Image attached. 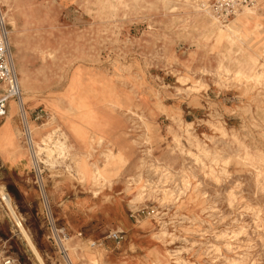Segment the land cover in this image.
I'll use <instances>...</instances> for the list:
<instances>
[{"label":"rangeland","instance_id":"374dc122","mask_svg":"<svg viewBox=\"0 0 264 264\" xmlns=\"http://www.w3.org/2000/svg\"><path fill=\"white\" fill-rule=\"evenodd\" d=\"M0 1L22 91L0 117L1 252L264 264V0L227 19L213 0Z\"/></svg>","mask_w":264,"mask_h":264},{"label":"built area","instance_id":"2783aa9c","mask_svg":"<svg viewBox=\"0 0 264 264\" xmlns=\"http://www.w3.org/2000/svg\"><path fill=\"white\" fill-rule=\"evenodd\" d=\"M252 0H213L212 9L219 18L227 19L244 7ZM10 30L7 20V12L0 1V117H6L10 101L22 100V91L16 74L10 49ZM111 237L118 240L121 235L113 232ZM0 264H18L17 261L0 251Z\"/></svg>","mask_w":264,"mask_h":264},{"label":"bare ground","instance_id":"6f19581e","mask_svg":"<svg viewBox=\"0 0 264 264\" xmlns=\"http://www.w3.org/2000/svg\"><path fill=\"white\" fill-rule=\"evenodd\" d=\"M20 105H22V102H20ZM1 195H2V198H3L2 200L5 201V203L7 204L8 208H9V210L11 212V214L13 215L14 219L16 220V222H17L16 224L18 225V227L20 228V230L23 232L24 236L27 237L26 239H27V241H29L28 243L32 246L33 251L40 258L39 253L36 251V249L34 248L33 244L31 243L30 238H29V236L27 234V231H26V229H25L22 221L18 217V215H17V213H16V211H15L13 205H12L10 196L7 193L3 192V191L1 192Z\"/></svg>","mask_w":264,"mask_h":264},{"label":"crops","instance_id":"0c3cea01","mask_svg":"<svg viewBox=\"0 0 264 264\" xmlns=\"http://www.w3.org/2000/svg\"><path fill=\"white\" fill-rule=\"evenodd\" d=\"M258 13L262 16V19H260V22L264 23V4H262L258 8Z\"/></svg>","mask_w":264,"mask_h":264}]
</instances>
